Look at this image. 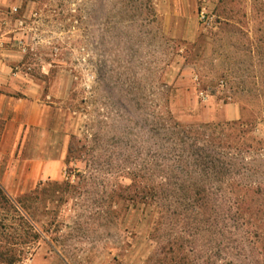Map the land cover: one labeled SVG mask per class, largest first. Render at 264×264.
<instances>
[{
    "label": "rangeland",
    "instance_id": "374dc122",
    "mask_svg": "<svg viewBox=\"0 0 264 264\" xmlns=\"http://www.w3.org/2000/svg\"><path fill=\"white\" fill-rule=\"evenodd\" d=\"M17 72L59 90L51 149L66 158L59 179L9 194L41 235L14 264H264V244L237 255L208 222L155 233L147 200L172 123L232 104L264 137V0H0V73Z\"/></svg>",
    "mask_w": 264,
    "mask_h": 264
},
{
    "label": "trees",
    "instance_id": "16d2710c",
    "mask_svg": "<svg viewBox=\"0 0 264 264\" xmlns=\"http://www.w3.org/2000/svg\"><path fill=\"white\" fill-rule=\"evenodd\" d=\"M222 15L218 22L225 25ZM257 118L264 120L263 112ZM253 125L241 110L235 121L196 128L172 123L164 129L166 153L152 159L148 169L147 200L156 203L159 213L155 233L183 216L210 223L215 234L226 237V250L237 255L264 244V137L247 129ZM249 157L252 164L245 163ZM259 157L262 166H254ZM26 202L13 199L0 183V263L21 261L25 246L41 237Z\"/></svg>",
    "mask_w": 264,
    "mask_h": 264
},
{
    "label": "crops",
    "instance_id": "0c3cea01",
    "mask_svg": "<svg viewBox=\"0 0 264 264\" xmlns=\"http://www.w3.org/2000/svg\"><path fill=\"white\" fill-rule=\"evenodd\" d=\"M59 90H47L36 76L0 73V183L10 195L34 191L45 179H59L66 154L52 153L54 134L49 121L55 114L53 99ZM241 109L232 104L209 113L214 122L235 121Z\"/></svg>",
    "mask_w": 264,
    "mask_h": 264
}]
</instances>
